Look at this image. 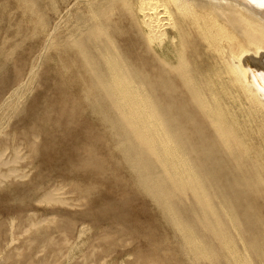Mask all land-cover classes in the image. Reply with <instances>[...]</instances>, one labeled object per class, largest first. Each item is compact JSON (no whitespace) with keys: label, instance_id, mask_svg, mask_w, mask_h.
<instances>
[{"label":"bare ground","instance_id":"obj_1","mask_svg":"<svg viewBox=\"0 0 264 264\" xmlns=\"http://www.w3.org/2000/svg\"><path fill=\"white\" fill-rule=\"evenodd\" d=\"M87 3L68 29L57 35L50 30L48 35V51L55 49L59 78L51 86V104L45 103V111L61 119L79 118L88 111L85 104L91 103L89 110L102 121L96 126L84 116L85 120L69 119L66 124L51 117L56 122L50 130L82 132L72 141L57 135L54 142L76 146L81 139L84 150H95V158H88L96 164L94 176L101 173L106 181L113 177L115 186L125 182L122 188L132 186L136 196L146 193L151 203L159 205L178 232V240L161 235L158 253L166 256L164 263L181 264L180 255L189 264H212L221 255L227 264H249L234 244V238L243 239L244 218L248 229L257 228L261 235L249 243L261 257L264 0ZM41 16L36 22L44 21ZM110 112L115 113L113 118ZM65 147L60 153L66 154ZM67 162L63 171L70 173ZM189 196L201 230L174 202ZM211 239L217 241L218 250ZM126 241L130 239L118 243Z\"/></svg>","mask_w":264,"mask_h":264},{"label":"rangeland","instance_id":"obj_2","mask_svg":"<svg viewBox=\"0 0 264 264\" xmlns=\"http://www.w3.org/2000/svg\"><path fill=\"white\" fill-rule=\"evenodd\" d=\"M29 1L0 0V264H147L153 260L152 264H167L164 263L166 256L163 258L158 253L159 244L165 235L178 240V232L159 205L151 203L146 193L136 196L132 186L122 188L125 182L115 186L113 177L106 181L101 173L94 176L96 164L89 160L95 158V150H84L83 142L79 144L81 139L76 146L65 147L64 143L54 142L58 136L72 141L78 131L82 133L79 128L68 131L73 133L71 137L67 130L62 131L64 134L50 130L56 122L52 119L57 116L48 114L45 107L48 102L51 104V86L59 77L54 64L55 49L48 51V35L50 30L57 35L68 29L76 20L77 12L86 8L88 0ZM40 15L45 24L41 19L36 22L35 18ZM48 55L52 60L46 61ZM72 91L77 93V88ZM84 107L88 116L85 113V117L82 114L80 119L72 116L73 119L85 120L84 117L99 126L101 117L89 110L91 103ZM114 116L110 112V117ZM65 117L67 120L59 118L66 120V124L75 121L68 118L70 115ZM63 147L72 156L60 153ZM90 156L93 157L88 159ZM65 161L72 168L70 173L63 171ZM85 190L90 195H85ZM190 199L191 196L185 201L176 197L174 202L182 215L201 230L191 213ZM115 202H119L118 208ZM244 219L243 239L234 238V244L249 264H264V253L260 257L249 246L253 236L261 235L257 234V228L256 232L249 230ZM125 238L130 241L118 243ZM114 239L118 240L117 244H113ZM210 244L218 250L216 240L211 239ZM180 257L181 264H189ZM223 261L220 255V260L212 264H227Z\"/></svg>","mask_w":264,"mask_h":264}]
</instances>
